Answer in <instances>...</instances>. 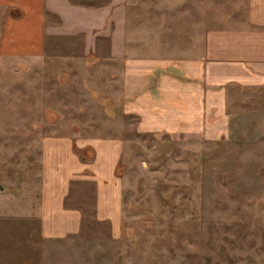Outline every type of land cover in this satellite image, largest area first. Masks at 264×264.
I'll return each mask as SVG.
<instances>
[{"label":"rangeland","instance_id":"rangeland-1","mask_svg":"<svg viewBox=\"0 0 264 264\" xmlns=\"http://www.w3.org/2000/svg\"><path fill=\"white\" fill-rule=\"evenodd\" d=\"M155 6L142 3L141 16ZM227 8H214L215 26ZM25 15L0 5L3 52L38 39L34 14ZM21 18L25 39L14 30ZM143 21L138 33L152 43L158 29ZM84 48L81 36H63L48 38L39 58L0 52V264H264V147L253 158L245 146L139 129L140 118L123 112L121 84L103 71L109 60ZM50 135L70 139L85 174L95 139L123 142L119 233L95 216L97 182L79 179L67 205L81 206L80 231L42 234L41 149Z\"/></svg>","mask_w":264,"mask_h":264},{"label":"crops","instance_id":"crops-1","mask_svg":"<svg viewBox=\"0 0 264 264\" xmlns=\"http://www.w3.org/2000/svg\"><path fill=\"white\" fill-rule=\"evenodd\" d=\"M133 1L0 0L6 8L32 12L38 38L30 36L25 50L0 47V52L39 58L48 38L81 36L84 54L109 60L103 71L121 84L123 112L140 118L139 129L220 140L231 151L245 146L248 157H257V148L264 147V0H225V6L217 0ZM148 1L156 6L145 20L141 6ZM215 7H228L217 26ZM25 18L15 21L14 30L22 33L18 22ZM142 21L158 29L152 43L138 33ZM93 142L96 154L88 164L93 172L85 174L68 137L43 139L38 212L44 236L80 231L83 210L67 205L71 184L79 179L97 182L95 216L109 220L115 234L121 230L123 184L115 168L123 142Z\"/></svg>","mask_w":264,"mask_h":264},{"label":"trees","instance_id":"trees-1","mask_svg":"<svg viewBox=\"0 0 264 264\" xmlns=\"http://www.w3.org/2000/svg\"><path fill=\"white\" fill-rule=\"evenodd\" d=\"M11 9V8H10Z\"/></svg>","mask_w":264,"mask_h":264}]
</instances>
